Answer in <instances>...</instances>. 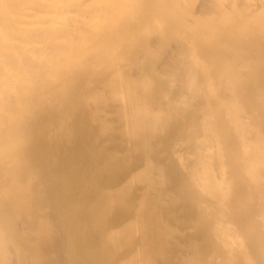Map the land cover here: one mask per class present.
I'll list each match as a JSON object with an SVG mask.
<instances>
[{"label":"clouds","instance_id":"obj_1","mask_svg":"<svg viewBox=\"0 0 264 264\" xmlns=\"http://www.w3.org/2000/svg\"><path fill=\"white\" fill-rule=\"evenodd\" d=\"M0 5L7 15L12 6ZM221 7L219 0H164L155 7L150 22L175 32L180 46L166 63L147 69L146 101L156 109L128 127L96 102L105 96L103 66L86 48L15 75L5 62L0 157L14 165L22 136L79 137L97 196L85 219L69 228L55 203L33 210L5 193L0 264H48L45 249L57 239L66 247L62 264H264V210L242 204L234 181L224 179L236 173L234 142L202 115L184 71L204 44L203 22L219 18ZM227 17L236 31H264V0H233Z\"/></svg>","mask_w":264,"mask_h":264},{"label":"bare ground","instance_id":"obj_2","mask_svg":"<svg viewBox=\"0 0 264 264\" xmlns=\"http://www.w3.org/2000/svg\"><path fill=\"white\" fill-rule=\"evenodd\" d=\"M0 5V75L5 62L10 75L35 63H46L84 47L103 66L105 96L96 102L128 127L155 111L146 101L147 69L166 63L180 46L178 35L159 28L150 14L164 0H3ZM220 17L205 21V41L185 68L202 115L216 122L235 145V183L239 201L264 210V31L234 30L227 13L233 0H219ZM69 4L61 9L48 5ZM42 5L41 7H20ZM186 89H177V94ZM115 96V100L112 97ZM55 117V111L53 112ZM212 145L209 144L208 148ZM15 163L0 157V208L4 194L17 195L33 210L55 203L71 228L85 219L97 190L88 148L79 137L44 142L22 136ZM219 179V177H217ZM211 192V185L208 186ZM223 242L229 241L225 230ZM65 243L57 239L45 249L48 264H62Z\"/></svg>","mask_w":264,"mask_h":264},{"label":"rangeland","instance_id":"obj_3","mask_svg":"<svg viewBox=\"0 0 264 264\" xmlns=\"http://www.w3.org/2000/svg\"><path fill=\"white\" fill-rule=\"evenodd\" d=\"M249 207L253 209V207H252V206H249Z\"/></svg>","mask_w":264,"mask_h":264}]
</instances>
